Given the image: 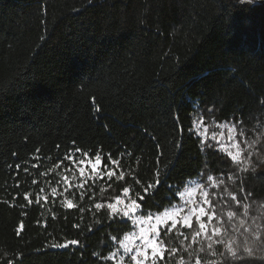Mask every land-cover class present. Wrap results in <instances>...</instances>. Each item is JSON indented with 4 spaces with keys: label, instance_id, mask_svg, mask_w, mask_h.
Masks as SVG:
<instances>
[{
    "label": "trees",
    "instance_id": "obj_1",
    "mask_svg": "<svg viewBox=\"0 0 264 264\" xmlns=\"http://www.w3.org/2000/svg\"><path fill=\"white\" fill-rule=\"evenodd\" d=\"M261 101L264 0H0V264L14 257H19L15 264H111L92 253L106 255L114 247L109 234L122 237L131 222L95 225L87 209L121 194L122 187L134 183L131 177H105L94 185L89 180L84 189L75 187L68 193L73 208L60 199H37L42 180L71 165L63 157L74 147L90 155L102 150L105 163L111 153L142 182L151 179L159 152L163 161L173 160L164 182L138 201L145 214L179 201L168 185L184 190L203 172L225 179L241 199L237 188L242 183L253 193L250 217L264 223L259 207L264 203V146L253 156L256 171L240 172L234 184L227 181L236 169L226 154L202 152L200 138L188 131L198 117L206 125L239 121L249 139H255L264 133ZM55 164L60 167L50 171ZM89 185L92 193L86 192ZM101 186L107 192L96 195ZM223 187L210 191L222 194ZM213 203L218 212L224 208L219 198ZM182 231L190 235L192 230ZM66 239L81 244L49 246ZM261 247L253 244L257 257ZM179 256L187 259L180 251L170 264ZM203 259L224 261L219 256ZM224 264L264 260L246 257Z\"/></svg>",
    "mask_w": 264,
    "mask_h": 264
},
{
    "label": "snow or ice",
    "instance_id": "obj_2",
    "mask_svg": "<svg viewBox=\"0 0 264 264\" xmlns=\"http://www.w3.org/2000/svg\"><path fill=\"white\" fill-rule=\"evenodd\" d=\"M261 104H264V101H261ZM95 111L99 112L100 109L97 107ZM212 111L213 109H208L209 113ZM240 123L238 121L204 126L205 118L198 117L197 120L191 122L188 129L190 133L200 138L198 143L202 152L207 148L226 154L236 169V172L227 176V181L234 184L240 172L256 171L253 156L260 155L259 144L264 141V133H261L255 139H249ZM202 126L203 131L200 130ZM210 128L219 129V131H210ZM207 141L212 143H207ZM175 147L177 149L181 147L179 141L176 142ZM77 153H79V156L76 155ZM123 155L125 154L120 153L121 158ZM127 155L132 154L128 153ZM162 156L161 151L158 153L154 171L148 182H142L141 179L137 178L134 169L125 172L120 167L121 159L114 158L111 153L106 154L107 162L105 163L102 150L90 155L88 151L74 147L63 157L64 160L73 162L72 168L65 167L63 172L57 173L66 185L70 184V180H78L79 182L74 186L78 189H84L89 180H92L94 185L96 180H103L105 177L109 180L115 178L116 181H125L126 176L131 177L134 182L127 183V186L122 187L121 194L114 197L108 196L106 198L108 202L96 201L87 209L88 212H92L94 217L92 223L95 225L108 220H118L130 221L132 226L131 230L125 231L122 237L109 234V239L114 247L106 255L95 251L92 253L93 256L97 257L99 261L111 262V264H170L173 257H176L180 251L187 254V259L184 256H179L175 264H190L193 260L194 264H224V261L227 260L241 261L246 257L264 260V223L258 222V218L255 216L250 217L251 204L248 201L253 193L246 191L242 183L237 188V191L243 194L241 199L235 192L230 191L225 186V179L214 178L212 175L205 176V173L201 172L199 180L190 181L183 185L184 190L176 185H168V188L174 192L173 199L178 196L182 203H171L163 211L157 210L148 211L147 214L144 213L142 205L138 201H145L146 196H150L157 189V186L164 182L167 176L166 170L169 169V166L174 165L173 160L163 161ZM260 162H264V160ZM109 165L115 167H109ZM8 167L12 166L9 165ZM15 167L19 169L20 165L17 164ZM59 167L60 164H55L50 171H55ZM87 168H90V171H87ZM24 171L27 172V168ZM69 171H72L71 177L63 174ZM77 172L79 176L76 175ZM40 175L43 176L46 173L41 172ZM32 183L36 184L37 181L33 180ZM93 185L87 187V193L93 192ZM16 186L19 187V183ZM222 186H224L222 194L210 191V189H219ZM110 187H112L111 184L108 185V188ZM107 190V188L101 186L96 195L103 196ZM43 191L41 189V192ZM64 191H68V188H65ZM51 193L55 196L57 188H51ZM59 195L63 196L64 193L60 192ZM13 198L15 199V197ZM28 198L29 193H25L24 199L28 200ZM79 198L84 200L85 192H81ZM217 198L224 204V208H221L219 212L217 211L219 205L213 203ZM44 199H47V197ZM88 199L94 200V196L89 195ZM61 203L68 208L76 207L73 201L67 199V197ZM259 207L264 209V203H261ZM93 208L95 209L94 212L92 211ZM101 209H104L105 212L97 215L101 213ZM225 209L228 210L225 211ZM79 211L83 213L85 208L80 207ZM225 216L227 217V224L224 222ZM261 216L264 217V212L261 213ZM203 217L207 218L206 221L202 219ZM124 226L127 227L126 224ZM73 227L79 228V225L74 224ZM22 228L23 223L21 222L20 227L17 229V235H19ZM183 229H191L192 231L189 235L185 234L182 231ZM88 230L91 231V228ZM174 240L178 243L174 244ZM255 242H260L262 245L259 249V257H257L253 248ZM80 244L81 241L78 239H66L63 242L53 241L49 246L52 248H68ZM197 244L199 246L193 249V245ZM217 246H220L222 250L218 251ZM204 255L214 258L217 256L223 257L224 261L205 260L203 259ZM18 258L6 259L4 264H15V259Z\"/></svg>",
    "mask_w": 264,
    "mask_h": 264
},
{
    "label": "rangeland",
    "instance_id": "obj_3",
    "mask_svg": "<svg viewBox=\"0 0 264 264\" xmlns=\"http://www.w3.org/2000/svg\"><path fill=\"white\" fill-rule=\"evenodd\" d=\"M204 126H207V125L205 124ZM200 130L203 131V126L201 127ZM212 130L219 131V129H210V131H212ZM261 144L264 146V141H262L259 144V146ZM263 160H264V158H263ZM70 163H71V165L64 166L59 171H56V175L54 177H53V174L49 173L48 174V179L42 180V182L44 184L42 189L44 191L43 192L40 191V195H38V197H37V199H39V201H47L48 199H50L49 197H51L52 199H60V201H64L65 197H67V199H70V196L68 195V193L72 192V189L75 188L74 185L76 183H78L79 181L78 180L77 181H71L70 180V184L66 185V184H64V182L60 178V176L57 175V173L63 172V169L65 167L72 168L73 162L70 161ZM262 165L264 166V162H262ZM86 170L90 171V168H87ZM73 171H75V169H73ZM63 174L66 175V176L71 177L72 176V171H69V172H66V173H63ZM51 175H52L53 178L51 177ZM76 175L79 176V173L77 172ZM57 181H59V183H57ZM192 181H194V180H192ZM53 187L57 188V194L55 196H53L52 193H51V188H53ZM65 188H68V191H64ZM60 192H63L64 195L63 196L59 195ZM45 197H47V199H44ZM178 202L182 203V201H180V200ZM202 219H205V217H203Z\"/></svg>",
    "mask_w": 264,
    "mask_h": 264
}]
</instances>
